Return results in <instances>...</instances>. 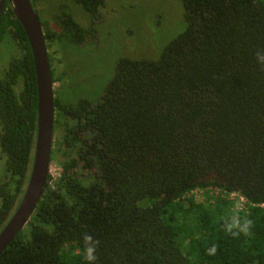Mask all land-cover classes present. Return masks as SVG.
I'll return each instance as SVG.
<instances>
[{
    "label": "trees",
    "instance_id": "obj_1",
    "mask_svg": "<svg viewBox=\"0 0 264 264\" xmlns=\"http://www.w3.org/2000/svg\"><path fill=\"white\" fill-rule=\"evenodd\" d=\"M179 1L186 27L158 58L119 59L95 102L54 96L60 175L0 264H87V236L96 264H264V0ZM76 3L95 18L106 0ZM40 20L46 42L86 41L65 10L60 32ZM9 36L20 53L0 75V231L29 181L38 124L33 55L6 2L0 43ZM237 220L247 229L228 227Z\"/></svg>",
    "mask_w": 264,
    "mask_h": 264
},
{
    "label": "rangeland",
    "instance_id": "obj_2",
    "mask_svg": "<svg viewBox=\"0 0 264 264\" xmlns=\"http://www.w3.org/2000/svg\"><path fill=\"white\" fill-rule=\"evenodd\" d=\"M39 17L53 32H60L54 17L71 13L87 31L85 43L46 42L56 82L54 93L62 103L81 98L95 102L115 74L119 59H156L186 27L185 10L179 0H106L97 17L86 13L76 0H35ZM45 28H43L44 31ZM20 49L9 36L0 43V75L10 56ZM61 129L54 133L60 138ZM6 157H0V177ZM52 176L59 178L60 165L52 161ZM87 176V172H83Z\"/></svg>",
    "mask_w": 264,
    "mask_h": 264
},
{
    "label": "water",
    "instance_id": "obj_3",
    "mask_svg": "<svg viewBox=\"0 0 264 264\" xmlns=\"http://www.w3.org/2000/svg\"><path fill=\"white\" fill-rule=\"evenodd\" d=\"M9 2L28 37L35 63L38 89V124L29 181L20 203L0 231V255L25 228L39 205L52 170L55 106L53 72L44 31L31 0H0V16Z\"/></svg>",
    "mask_w": 264,
    "mask_h": 264
},
{
    "label": "clouds",
    "instance_id": "obj_4",
    "mask_svg": "<svg viewBox=\"0 0 264 264\" xmlns=\"http://www.w3.org/2000/svg\"><path fill=\"white\" fill-rule=\"evenodd\" d=\"M257 62L260 64H264V50L258 51L256 54ZM249 225L248 221H245L244 223H241L239 220L234 221L233 224L228 225V227L231 229L233 227L239 228L241 231H244L247 229ZM85 260L87 261V264H96V247L95 243L92 240L91 236L85 237ZM215 253V248L210 249V254Z\"/></svg>",
    "mask_w": 264,
    "mask_h": 264
},
{
    "label": "built area",
    "instance_id": "obj_5",
    "mask_svg": "<svg viewBox=\"0 0 264 264\" xmlns=\"http://www.w3.org/2000/svg\"><path fill=\"white\" fill-rule=\"evenodd\" d=\"M53 169H54V167H52L51 174H50L51 176H52ZM56 169H58L59 173H60L61 168H56ZM209 190L211 191V193H214V195H218L220 193V190L217 189V188H213V189H209ZM190 195L194 196L196 199H200L204 195V190H200V189L193 190L190 193ZM230 199L236 201L237 209H240V210L241 209H243V210L246 209L247 200L243 196H241L239 193H237V192L232 193L230 195ZM261 207H264V204H262Z\"/></svg>",
    "mask_w": 264,
    "mask_h": 264
},
{
    "label": "flooded vegetation",
    "instance_id": "obj_6",
    "mask_svg": "<svg viewBox=\"0 0 264 264\" xmlns=\"http://www.w3.org/2000/svg\"><path fill=\"white\" fill-rule=\"evenodd\" d=\"M10 58V57H9ZM4 175H5V169L3 168L2 169V172H1V177H0V184L3 182V179H4ZM1 203V201H0ZM1 205V204H0Z\"/></svg>",
    "mask_w": 264,
    "mask_h": 264
}]
</instances>
